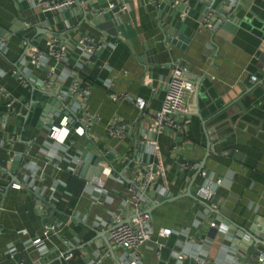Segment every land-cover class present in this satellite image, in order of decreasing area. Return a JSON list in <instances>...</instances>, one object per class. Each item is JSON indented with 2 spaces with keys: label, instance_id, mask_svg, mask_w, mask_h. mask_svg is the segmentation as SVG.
Wrapping results in <instances>:
<instances>
[{
  "label": "crops",
  "instance_id": "obj_1",
  "mask_svg": "<svg viewBox=\"0 0 264 264\" xmlns=\"http://www.w3.org/2000/svg\"><path fill=\"white\" fill-rule=\"evenodd\" d=\"M82 1L83 8L46 14L25 0H0V36L5 40L0 49V86L14 99L6 108L0 97V264H125V249L108 241L109 220L112 214L133 212L122 203L130 195L129 167L148 154L158 168L156 187L138 207L150 210L152 233L136 264H191L201 252L211 264H250L260 245L251 242L246 232L237 233L235 225L243 230L255 226L264 241V55L258 51L264 43V0L247 5L239 0ZM110 3L126 6L118 11L107 8ZM207 5L212 30L200 28ZM82 34L98 44L93 63L80 73L90 91L85 109L93 118L85 134L77 136L69 130L58 144L39 118L43 98L39 91L45 88L36 83L46 71L22 58V41L43 49L47 37L54 35L71 50ZM174 64L187 72L183 111L174 120L186 117L187 122L180 131L166 128L162 134H151V117L160 106ZM18 71L33 84H20L15 79ZM73 75L71 69L65 76L59 73L46 90L56 95ZM233 87L246 92L240 106L226 96ZM119 92L129 99L141 97L145 109L138 113L130 102L109 99V94ZM62 102L66 105L68 98ZM110 121L131 126L120 139L112 138L105 133ZM218 123H222L219 130L214 126ZM142 137L152 146L139 144ZM7 151L14 154L10 162ZM84 151L97 156L95 172L85 164L75 173ZM203 157L204 176L191 182ZM182 162L195 168L182 170ZM104 167L110 175L97 186L91 180L101 177ZM206 177L220 179L206 202L228 223L205 213L201 204L185 195L187 188L194 195ZM34 193L53 208L38 205ZM211 221L224 224L225 233H237L239 242L232 244V238L209 226ZM42 223L52 224L54 231L42 238L40 246H32L30 241L41 236ZM162 228L171 233L158 237ZM68 253L71 257L64 259Z\"/></svg>",
  "mask_w": 264,
  "mask_h": 264
},
{
  "label": "built area",
  "instance_id": "obj_2",
  "mask_svg": "<svg viewBox=\"0 0 264 264\" xmlns=\"http://www.w3.org/2000/svg\"><path fill=\"white\" fill-rule=\"evenodd\" d=\"M33 8H37L40 12L46 14H53L58 12L66 11L73 6L84 7L85 2L82 0H25ZM156 4H159L161 0H150ZM124 4L114 5L108 4L109 9L116 8L118 11L125 9ZM210 6H206L205 13L200 21V28L212 30L214 27L209 23L208 18L210 15ZM24 27L30 26L26 21H21ZM5 46V40L0 36V49ZM23 55L22 58L26 60L33 67H43L46 71V77L42 80L37 81L36 86L45 88L53 87V77H58L59 73L65 76L70 69L74 71V75L70 80L69 85L65 89H61L56 94L57 98L64 101L68 98L67 109L59 107V112H54L52 115L55 116V121L50 119L49 126V137L58 144L63 143L67 137L69 130H72L77 136L85 134L86 129L93 115L88 113L85 109V102L89 95V87L81 82V71L86 65L93 63V53L98 47L96 42H93L92 38L88 35H80L73 48L69 50L67 46L63 45L62 42L54 35H49L44 42V48L39 49L36 45L30 41L24 39L22 41ZM74 57V58H73ZM48 60L51 64H47ZM186 69L185 67L174 64L170 70L167 87L163 98L161 100L159 108L153 113L151 122L148 128V132L151 134H162L164 129L172 128L176 131H180L184 123L187 122L186 117H182L180 120H174V115L183 111V97L186 86ZM60 76V75H59ZM15 79L22 85L28 86L31 83L22 72L18 71L15 73ZM250 80H254V76H250ZM149 81L143 77L142 83L147 84ZM0 97L4 102V106L9 108L14 99L10 94L0 86ZM111 101L121 100L127 101L132 104L138 113H141L146 106L144 99L141 97H134L129 99L125 93H111L108 95ZM51 116V115H50ZM49 116V117H50ZM57 116V117H56ZM1 119H5L4 116ZM55 122V124H50ZM47 124V123H46ZM131 126L128 122L121 121H110L107 124L105 133L106 135L120 139L123 137L125 131ZM139 144L152 146V142L146 137H142L139 140ZM8 162L11 161L12 154L10 151L6 152ZM181 169L186 170L189 168H195V165H190L188 162L181 163ZM130 180L134 185L128 184L127 191L130 193L129 196L124 197L122 203L123 206H130L133 212L127 216L122 213L112 214L109 220L108 229V241L116 246H120L125 249L124 261L125 264H136L139 261L140 249L142 245L148 241L152 233L150 217L148 212L139 209L138 205L144 198V193L148 190H154L156 187V180L158 174V168L156 164L151 160V155H147L145 159H139V161L133 162L129 167ZM110 175L109 168H102L101 177L92 178V182L97 186H102V180L106 176ZM200 175L204 176V172H200ZM220 184V179L206 177L205 182L202 186L195 189V196L202 199L203 201H209L214 195V186ZM28 185H32V180L29 177ZM16 188L18 184L13 185ZM63 198V197H62ZM61 198V199H62ZM63 200V199H62ZM208 203V202H207ZM210 204V203H209ZM211 207H214L210 204ZM210 227H215L219 232L225 233L226 226L220 222H209ZM53 225L42 223L41 236L40 238H34L30 241V245L38 247L41 245L42 238H46L52 233ZM171 233L168 228H162L157 230L156 235L158 237L167 236ZM159 246V244H157ZM156 252V251H155ZM71 254L68 253L63 256L64 259H69ZM181 255L178 256L180 259ZM97 263V262H96ZM95 263V264H96ZM17 264H24L22 261H18ZM90 264H94L93 262ZM123 264V263H117ZM191 264H211L208 256L205 252H201L196 255ZM250 264H264V248L257 249L253 261Z\"/></svg>",
  "mask_w": 264,
  "mask_h": 264
},
{
  "label": "water",
  "instance_id": "obj_3",
  "mask_svg": "<svg viewBox=\"0 0 264 264\" xmlns=\"http://www.w3.org/2000/svg\"><path fill=\"white\" fill-rule=\"evenodd\" d=\"M240 2H242V3H245V5H247V2H250L251 0H239ZM172 41H176L175 39H173ZM259 52H260V54H263L264 55V43H261L260 44V48H259V50H258ZM23 55V54H22ZM21 55V56H22ZM263 64H264V62H263ZM262 71L264 72V66L262 67ZM250 76H254V75H250ZM250 76H249V79H250ZM251 81V80H250ZM255 81V76H254V80H252V82H254ZM35 87L34 86H31V89L33 90ZM39 93L43 96V98L42 99H40V104H41V108H40V110H39V118H40V120L42 119L43 121H44V123H49L50 122V115H52L54 112H59V107H61L62 109H67V105H64V103L61 101V100H59L58 98H57V96L54 94V93H52V92H49V91H47V90H40L39 91ZM245 93L246 92H242V91H240L239 89H237L236 87H233L231 90H230V92L229 93H227L226 94V96H229L228 97V99H230V101H233L237 106L239 105L240 106V103H239V100H241L242 98H243V96L245 95ZM44 98H47L46 100H44ZM196 102V101H195ZM229 103V102H228ZM54 106V107H56L57 109H50V106ZM197 107L195 106V109H196ZM55 110H57V111H55ZM212 114V113H211ZM221 125H222V123H218V124H216V125H214L216 128H217V130H219L220 129V127H221ZM207 133H210V130H208V132ZM210 135H212V134H210ZM210 138V139H209ZM208 139L209 140H211L212 138L211 137H208ZM208 140V144H207V148H208V146H209V141ZM135 147L139 150V149H141V147H142V151H143V146H139L137 143L135 144ZM96 149V151H97V153L100 155L101 153H100V150L99 149H97V148H95ZM207 155V151L205 152V156ZM101 156L103 157V158H105L104 157V155H102L101 154ZM132 160H130V162H131ZM136 161H139V158L138 159H136ZM203 161H204V157L202 158V160L198 163V165H197V168H196V170H195V172H194V175H193V177H192V179H191V182L193 181V179L195 178V176H197V175H200V172H201V169H202V167H203ZM96 162H97V156L96 155H92V153H90V152H88V151H84L82 154H81V156H80V158H79V160H78V162H77V165L75 166V170H74V172L75 173H79L80 171H81V169H82V167L85 165V164H87L88 166H89V169L91 170V172H95L94 171V169H95V165H96ZM128 164H129V162H128ZM90 170L88 171V172H90ZM87 177V176H86ZM119 177H121V174H119ZM17 180V179H16ZM18 182V181H17ZM127 182H128V184H131V185H134V183L130 180V179H128L127 180ZM191 182H190V184H191ZM154 195V191L153 190H148L146 193H144V197H146V198H148L149 199V197H152ZM184 195V194H183ZM185 195L186 196H188V197H190V198H192L194 201H196V202H198L199 204H201L202 205V207L204 208V210H205V213H207V212H211V213H214L215 215H217L218 217H220V219H222V220H224V221H226L227 223H228V219H226V218H224V217H222L221 215H220V213L218 212V210L215 208V207H211V205L209 204V203H207V202H205V201H203L202 199H200V198H198L197 196H195V195H192L191 193H190V191H189V188H187V191H186V193H185ZM34 197L36 198V200H37V204L38 205H40L41 203H45L48 207H50V208H53V206L52 205H50L48 202H46V201H44V200H41L40 199V197H39V195L38 194H36V193H34ZM157 203H159V197H156V200H155ZM167 201H171V200H164V201H162V203L163 202H167ZM150 210L148 209V211L146 210V212H149ZM233 226V225H232ZM235 228H236V231H237V233H244V232H246L247 233V235H248V238L250 239V241L251 242H253L254 244H256V245H260V247H258V249H260V248H264V241H262V236H260V235H258L257 233H256V231L254 230V228H255V226L253 227V225H252V227H249V228H247L245 231L240 227V226H236L235 225ZM257 229H263V228H260V227H258ZM237 233H229V232H227V233H225V235L226 236H229L230 238H232L231 239V241H232V244H236V243H238L239 242V235L237 234ZM222 234H224V233H222ZM256 239V240H255ZM251 242H249V243H244V244H251ZM104 243L106 244V246L107 247H110L109 246V242L107 241V240H104ZM240 246V245H239ZM257 251V250H256ZM256 251H255V253H254V251L253 250H250L249 251V254L250 255H252L253 256V253H254V256H255V254H256ZM253 252V253H252ZM254 258V257H253ZM246 262V261H245Z\"/></svg>",
  "mask_w": 264,
  "mask_h": 264
}]
</instances>
